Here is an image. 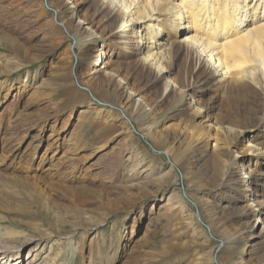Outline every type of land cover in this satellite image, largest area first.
<instances>
[{"label": "rangeland", "instance_id": "obj_1", "mask_svg": "<svg viewBox=\"0 0 264 264\" xmlns=\"http://www.w3.org/2000/svg\"><path fill=\"white\" fill-rule=\"evenodd\" d=\"M53 4L0 0V181L11 200L0 208V241H23L21 259L33 253L34 264H264L260 238L240 236L225 248L207 216L210 199L237 197L234 153L214 163L215 183H223L216 188L189 172L193 145L180 138L170 155L160 140L165 129L178 128L176 114L188 110L189 96L169 98L158 112L146 104L134 108V117L120 112L100 136L104 123L93 108L101 109L107 95L99 98L81 83L89 58L76 56L90 36L65 34V43L50 51L38 41L56 17ZM67 44L76 55L59 61ZM112 49L110 60L124 54ZM25 105L29 111L15 115ZM256 117L262 124L263 108ZM255 145L261 150L251 169L264 170V139ZM237 157L246 162V153Z\"/></svg>", "mask_w": 264, "mask_h": 264}, {"label": "bare ground", "instance_id": "obj_2", "mask_svg": "<svg viewBox=\"0 0 264 264\" xmlns=\"http://www.w3.org/2000/svg\"><path fill=\"white\" fill-rule=\"evenodd\" d=\"M50 1L55 2L56 17L41 28V47L50 51L64 44L65 34L90 36L88 48L79 49L78 55L70 44L65 45L59 61L73 54L89 58L80 72L81 83L99 98L107 95L101 109L93 108L104 123L99 135L108 134L106 124L120 112L134 117V108L142 104L158 112L169 98L188 95V110L176 114L178 128L165 129L160 140L167 144L170 155L180 138L193 145L189 172L208 179L216 188L223 183H215L214 163L220 155L234 153L231 162L237 168V197H228L230 202H224L223 196L210 199L207 216L221 233L225 248L244 236L251 241L260 238L264 250V170L251 169L254 152L261 150L255 143L264 139V121L259 124L256 117L259 108L264 109V0ZM37 5L39 2L34 7ZM167 10L173 12L170 18L164 15ZM97 36L102 38L100 45L99 41L91 43ZM112 48L124 54L110 60L108 53H115ZM200 90L206 94L200 97ZM30 107L25 105L15 115L27 113ZM258 125L259 130L254 131ZM205 145L211 150L203 148ZM243 153L246 162L237 157ZM3 183L0 181V208L11 204L3 194ZM18 183L36 190L29 182ZM259 222L262 227L258 229ZM11 241H0V264H34L33 253L21 259L24 242Z\"/></svg>", "mask_w": 264, "mask_h": 264}]
</instances>
